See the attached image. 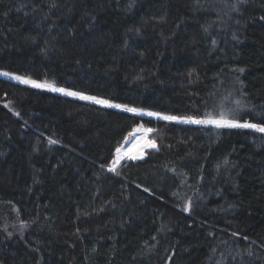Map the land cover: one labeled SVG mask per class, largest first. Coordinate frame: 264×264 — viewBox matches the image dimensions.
I'll return each instance as SVG.
<instances>
[{
    "label": "trees",
    "instance_id": "obj_1",
    "mask_svg": "<svg viewBox=\"0 0 264 264\" xmlns=\"http://www.w3.org/2000/svg\"><path fill=\"white\" fill-rule=\"evenodd\" d=\"M52 3L0 0L1 71L264 124V0ZM141 126L157 147L110 172ZM0 264H264V133L0 75Z\"/></svg>",
    "mask_w": 264,
    "mask_h": 264
},
{
    "label": "snow or ice",
    "instance_id": "obj_2",
    "mask_svg": "<svg viewBox=\"0 0 264 264\" xmlns=\"http://www.w3.org/2000/svg\"><path fill=\"white\" fill-rule=\"evenodd\" d=\"M194 2L198 3V0H194ZM240 2L246 3L247 0H240ZM58 6L59 5L55 3V0H53L51 7H58ZM232 7L234 9L238 10L237 5L234 4ZM85 15L91 16L92 14L90 12H88L87 10H85ZM261 19H264V17H262ZM239 71H243V69H239ZM0 75L12 77L13 79L20 81L25 85H30L33 88L49 89L53 92H60V93H63L67 96L78 97L81 100L92 101L97 105H103V106L114 107V108H123L126 111L131 112V113H144L146 111L145 109H142V108L129 107L128 105H122V104H115L112 101H110L109 99H104V98H100V97L92 96V95H86L80 91H73L69 88L58 87V86H56L55 82H50L47 79H44L43 81L35 80V79H32L31 77L16 75L14 73H9V72H0ZM5 95H7V94L5 93ZM235 104H236V107L234 109L229 110L228 112L221 110L216 115H214L211 112H208V113H205L203 117L165 115V114L157 113V112H147V115L158 117V118H161L165 121H182V122L192 123V124H197V125H215L218 128L255 129L261 133H264V124H256V123H252L248 120L241 121V119H239L236 114L240 113L243 110V108L245 107V105H243L241 103V101H239V100L235 101ZM16 115H19V113L17 112ZM141 129H142V126H141ZM142 130L144 132H151L152 131V129H142ZM48 142L50 144L58 143V141L53 140L51 137H49ZM145 147L155 148V147H157V145H156L155 141L147 140L145 143ZM125 158H126V154L124 152H122L120 147H117L115 150V157L112 159L111 164L108 166V170L110 172H117L118 166L120 165L121 161L124 160ZM127 158L133 159V160L137 159L136 156H131V157H127ZM173 171H175V169H173ZM117 174H119V173L117 172ZM145 191H150V189H145ZM191 208H192V201L189 199L184 205V210L185 211H191ZM85 214H87V213H85ZM10 235H11V233H9V236ZM245 239H247V238L245 237Z\"/></svg>",
    "mask_w": 264,
    "mask_h": 264
},
{
    "label": "rangeland",
    "instance_id": "obj_3",
    "mask_svg": "<svg viewBox=\"0 0 264 264\" xmlns=\"http://www.w3.org/2000/svg\"><path fill=\"white\" fill-rule=\"evenodd\" d=\"M0 72H3L0 70ZM3 76V75H2ZM119 109H123V108H119ZM144 114L147 115V112H144ZM149 116V115H148ZM154 117V116H152ZM158 118V117H155ZM161 119V118H159ZM142 129H146V128H142ZM141 128L139 130H136L132 135L131 138L128 142V145L122 149H125L127 147L131 148V151L129 153H127L128 155H126L127 157H131L134 155H140L142 150V147L145 146V143L147 140H150V138H148V135L151 134V132H144Z\"/></svg>",
    "mask_w": 264,
    "mask_h": 264
},
{
    "label": "bare ground",
    "instance_id": "obj_4",
    "mask_svg": "<svg viewBox=\"0 0 264 264\" xmlns=\"http://www.w3.org/2000/svg\"><path fill=\"white\" fill-rule=\"evenodd\" d=\"M130 151H131V148H129V147L122 149V152H124L126 155H128L127 153H129Z\"/></svg>",
    "mask_w": 264,
    "mask_h": 264
}]
</instances>
